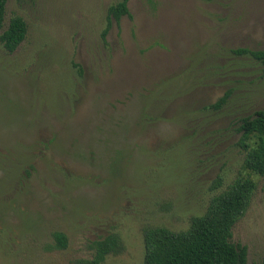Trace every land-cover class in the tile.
Masks as SVG:
<instances>
[{"label":"rangeland","instance_id":"1","mask_svg":"<svg viewBox=\"0 0 264 264\" xmlns=\"http://www.w3.org/2000/svg\"><path fill=\"white\" fill-rule=\"evenodd\" d=\"M119 1L8 0L5 28L18 15L28 33L13 54L0 43V264H80L111 233L124 251L106 264H144V228L187 229L249 173L238 121L264 110V86L230 51L264 50V0H130L104 46ZM231 88L241 100L204 110ZM251 177L232 242L264 264V177Z\"/></svg>","mask_w":264,"mask_h":264},{"label":"trees","instance_id":"2","mask_svg":"<svg viewBox=\"0 0 264 264\" xmlns=\"http://www.w3.org/2000/svg\"><path fill=\"white\" fill-rule=\"evenodd\" d=\"M130 0H120L109 7L106 27L101 34L104 46H108L107 36L113 24L119 27L123 17H132L129 10ZM8 0H0V43L8 54H13L26 40L28 26L21 16H14L5 28ZM234 58L249 61L255 80L264 86V50L238 48L230 51ZM82 76V70L79 71ZM253 90L251 100L255 99ZM234 88L229 89L217 103L204 110L220 111L242 98L236 95ZM237 131L241 134L238 142L246 152L243 168L247 176H239L233 183L214 195L202 215L193 216L187 229L174 231L164 226L144 228L145 262L144 264H248L247 247L232 242L233 228L248 211L256 182L251 175L264 177V110H257L255 103L246 109L245 115L238 121ZM224 186V178L218 176L212 184V190ZM55 249L68 247L67 236L62 232L53 234ZM93 251L91 259L82 260L80 264H106L111 255L124 251V244L118 233L96 240L90 244Z\"/></svg>","mask_w":264,"mask_h":264}]
</instances>
